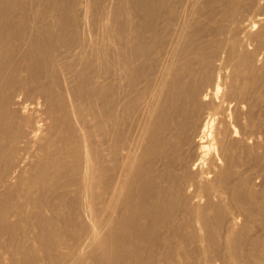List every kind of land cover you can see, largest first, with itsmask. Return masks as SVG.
<instances>
[{"label": "bare ground", "instance_id": "6f19581e", "mask_svg": "<svg viewBox=\"0 0 264 264\" xmlns=\"http://www.w3.org/2000/svg\"><path fill=\"white\" fill-rule=\"evenodd\" d=\"M0 264H264V0H0Z\"/></svg>", "mask_w": 264, "mask_h": 264}]
</instances>
